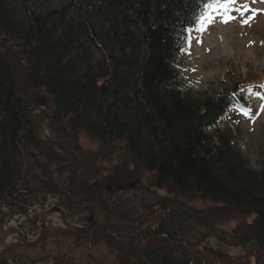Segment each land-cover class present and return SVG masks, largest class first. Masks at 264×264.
<instances>
[{
  "label": "trees",
  "instance_id": "trees-1",
  "mask_svg": "<svg viewBox=\"0 0 264 264\" xmlns=\"http://www.w3.org/2000/svg\"><path fill=\"white\" fill-rule=\"evenodd\" d=\"M201 10V0H0V35L22 47L28 82L45 91L38 104L51 109L55 123L67 120L73 133H87L103 147L118 144L125 159L153 175L156 189L252 212L254 240L264 247V164L252 167L233 126L219 124L236 102L247 106L246 92L236 86L203 101L184 94L186 29ZM29 109L11 54L0 47V199L14 200L16 208L37 203V194L51 188L45 179L38 185L44 144ZM19 162L33 163L32 169L19 172ZM69 179L65 193L83 194L82 207L107 195L88 174ZM186 226L206 223L176 204L155 233L176 239ZM91 228L74 233L94 232L96 242L111 243ZM133 264L194 263L159 244Z\"/></svg>",
  "mask_w": 264,
  "mask_h": 264
},
{
  "label": "rangeland",
  "instance_id": "rangeland-1",
  "mask_svg": "<svg viewBox=\"0 0 264 264\" xmlns=\"http://www.w3.org/2000/svg\"><path fill=\"white\" fill-rule=\"evenodd\" d=\"M245 3L249 11L244 17L252 16L248 23L234 11L237 18L227 24L217 18L207 31L188 33L193 39L181 56L180 73L184 94L192 99L203 101L236 86L246 92L247 106L236 103L219 124L233 126L242 156L259 169L264 164V0H239L237 7ZM0 47L11 54L21 95L29 104L28 118L44 144L38 156L46 167L38 172V185L45 179L51 186L37 194L35 204L27 200L16 208L14 200L0 199V264H133L159 244L175 248L194 264H264L252 212L156 189L153 175L125 159L118 144L103 147L87 133H73L67 120L55 123L51 109L38 104L45 91L28 82L22 47L2 35ZM32 165L19 162V172L27 174ZM77 173L98 180L105 198L82 207L81 192L79 197L67 195L66 183ZM176 204L194 209L206 228L186 226V234L178 233L176 239L157 235L159 221ZM91 224L108 234L111 243L96 242L94 232L75 235L92 230Z\"/></svg>",
  "mask_w": 264,
  "mask_h": 264
},
{
  "label": "snow or ice",
  "instance_id": "snow-or-ice-1",
  "mask_svg": "<svg viewBox=\"0 0 264 264\" xmlns=\"http://www.w3.org/2000/svg\"><path fill=\"white\" fill-rule=\"evenodd\" d=\"M201 3L202 10L192 21V27L186 29L187 33H191L192 31H207L208 26L214 23L217 18H219L222 23L227 24L237 18L233 15L234 11L240 13L242 23L246 24L252 19V16H248L247 18L244 17V13L249 11V7L246 3L237 7L239 0H201ZM192 39L193 37L188 35L187 41L189 43ZM196 42L201 43L202 41L197 40Z\"/></svg>",
  "mask_w": 264,
  "mask_h": 264
},
{
  "label": "water",
  "instance_id": "water-1",
  "mask_svg": "<svg viewBox=\"0 0 264 264\" xmlns=\"http://www.w3.org/2000/svg\"><path fill=\"white\" fill-rule=\"evenodd\" d=\"M108 188H110V187H108Z\"/></svg>",
  "mask_w": 264,
  "mask_h": 264
}]
</instances>
